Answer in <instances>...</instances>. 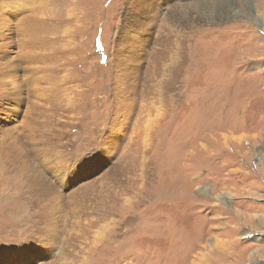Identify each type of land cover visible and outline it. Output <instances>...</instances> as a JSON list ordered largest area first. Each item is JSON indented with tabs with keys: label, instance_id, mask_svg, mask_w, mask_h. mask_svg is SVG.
<instances>
[{
	"label": "rangeland",
	"instance_id": "374dc122",
	"mask_svg": "<svg viewBox=\"0 0 264 264\" xmlns=\"http://www.w3.org/2000/svg\"><path fill=\"white\" fill-rule=\"evenodd\" d=\"M17 2L55 95L42 166L0 134V264H264V0Z\"/></svg>",
	"mask_w": 264,
	"mask_h": 264
},
{
	"label": "bare ground",
	"instance_id": "6f19581e",
	"mask_svg": "<svg viewBox=\"0 0 264 264\" xmlns=\"http://www.w3.org/2000/svg\"><path fill=\"white\" fill-rule=\"evenodd\" d=\"M24 5L17 0H0V134L10 136L9 144L20 157L26 158L31 152L42 166L43 141L35 135L42 126L38 113L43 112L42 106L46 102L54 103L55 92L43 86L42 79L36 76L39 62L37 49L29 43L28 38L20 36L21 28L27 31L29 26L24 23L32 22L31 15L20 18L26 13ZM34 21L35 24L37 20ZM151 120L153 118L149 117L147 123ZM226 141L230 142L228 137ZM56 172L51 173L60 181L70 175L63 176L58 170ZM38 174L42 180V170ZM77 226L69 229L68 237L74 236L73 229ZM215 247L216 238L207 245L208 249Z\"/></svg>",
	"mask_w": 264,
	"mask_h": 264
}]
</instances>
